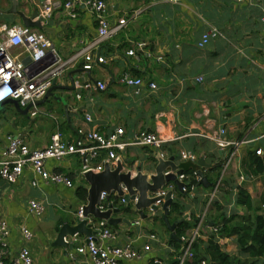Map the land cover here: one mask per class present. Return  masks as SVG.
Segmentation results:
<instances>
[{"label":"crops","instance_id":"1","mask_svg":"<svg viewBox=\"0 0 264 264\" xmlns=\"http://www.w3.org/2000/svg\"><path fill=\"white\" fill-rule=\"evenodd\" d=\"M45 2L1 0L0 44L5 27L22 26L19 13L28 18L38 12L35 20H39L40 25L31 29L51 41L60 59L76 58L55 81L51 96L37 105L35 116L30 115V109L24 111L25 108L13 105L0 110V159L8 136L20 137L29 148H42L56 128L66 142L75 141L79 131L84 133L91 129L104 135L113 133L116 128L122 129L125 142H134L143 131L153 132L164 140L161 151L165 160L173 157L179 171L190 168L202 171L209 183L208 186L199 184L186 197L174 186L172 195L180 197L185 206L186 222L190 214L196 218L206 209L208 187L217 172L220 184L206 209L207 226H213L221 213L244 220L257 215L264 218V22L261 21L264 0H105L110 24L115 26L118 20L125 19L126 25L91 51V60L100 56L105 61L103 64L93 62L88 73L81 68L84 56L80 52L96 37L94 16L78 6L73 14L60 7L49 17L41 18L39 11ZM210 30H216L218 36L199 48L202 36ZM139 42L145 47L132 56L127 55ZM7 52L26 58L22 46L9 48ZM71 72L74 81L85 78L101 82L105 89L80 91L81 99H76V88L63 89L71 87ZM122 74L142 80L144 88L139 96L119 84ZM199 76L202 81L197 82ZM148 83H154L156 89L150 90ZM46 102L50 103L48 108L43 105ZM85 114L91 115L90 123L85 121ZM40 115L46 120L37 119ZM220 128L224 129L223 139L243 142L225 168L222 167L224 155H219L220 149L209 139ZM257 149L262 150L259 156L255 155ZM226 151L224 149L223 154ZM184 152L191 153L194 159H182ZM200 159H209L212 163L201 168ZM119 160L125 172L131 168L134 176L138 166L143 174L154 173L161 159L151 148L132 145L119 153ZM45 168L68 177L72 175V188L45 183L29 166L15 184L0 180V219L6 221L10 230L7 262L18 248L26 246L33 264H93L85 256L77 255L74 260L68 256L85 241L84 235H78L72 249L54 245L56 229L64 224L63 220L73 226L76 211L83 205L75 194L76 185L85 184L88 188L80 174L81 161L75 155L60 161L47 160ZM165 172L171 173L170 169ZM34 180L36 187L31 186ZM238 190L249 195L250 210L235 206ZM31 199L44 203L41 218L28 213L27 202ZM124 207L122 212L112 215L113 219L122 221L109 225L118 235L114 245L131 242L141 251L147 244L144 236L150 233L156 235L160 244L151 242L150 251L141 259L123 264H167L175 260L176 255L168 244L170 231L159 223V218L162 220L160 205L156 212L143 210V217L132 203ZM136 220L139 226L134 225ZM20 227L27 228L33 235L28 244H23ZM192 229L186 230L184 236H189ZM211 236L206 226L201 228L197 241L202 248ZM217 242L220 250L247 259L248 255L240 252L235 236L222 237ZM263 261L259 259L256 264Z\"/></svg>","mask_w":264,"mask_h":264},{"label":"built area","instance_id":"2","mask_svg":"<svg viewBox=\"0 0 264 264\" xmlns=\"http://www.w3.org/2000/svg\"><path fill=\"white\" fill-rule=\"evenodd\" d=\"M80 6L86 11L90 12L96 20V37L87 43L81 50L83 57L82 70L90 72L93 62L96 64H103L104 58L96 56L95 60H91L89 54L93 49H96L103 41L114 36L119 29L126 25L125 19L118 20L115 26H112L107 19V6L105 0H46L39 11L41 18L49 17L50 14L62 7L67 13H75V9ZM264 22V16L261 18ZM4 39L0 44V104L7 100L16 101L21 108L30 109V115L35 116L37 112V102L40 101L48 89L55 83V81L63 75L74 63L76 56L67 60H62L55 52L52 43L49 39L34 31L31 28L24 26H12L4 28ZM218 32L210 30L204 34L198 47L202 48L208 43V40L216 38ZM22 46L23 53L26 54L25 59H20V55H10L7 50L12 47ZM145 47L143 42H139L135 46V50H129L127 55L132 56L136 50H141ZM161 59V58H159ZM84 60H87L85 62ZM196 81H202V77L196 78ZM119 84L124 85L131 90L134 96H139L144 88V84L140 78L130 77L128 74H122L118 79ZM74 88L78 93L76 99H81L80 91H102L105 89V84L101 82H90L87 79L74 81ZM150 90H155L154 83H148ZM28 109V110H29ZM84 119L90 123L92 121L90 114H85ZM78 138L73 142H66L62 139V133L56 128L55 132L50 136L48 144L42 148H29L27 144L18 136H8L7 145L1 154L0 159V180L15 184L24 171L26 166H29L33 174L48 184L61 185L66 188H72V181L70 178L61 172H49L45 168L47 160L60 161L69 156H77L81 161L80 174L83 176L85 172L91 171L99 173L103 171L104 165L108 164L110 168H115L119 160V153L125 152L127 147L132 145L144 146L154 150L161 160H165L166 156L161 151L164 140L161 136L148 131L139 133L134 142H125L123 140L124 131L116 128L115 131L109 135L91 129L87 132L79 131ZM224 129L220 128L213 132L209 139L222 152L224 162L223 168L230 164L235 156L238 148L243 142H229L222 138ZM262 150L257 149L255 155H261ZM182 159H194L191 153H182ZM222 168V169H223ZM170 172H164V175ZM195 181L199 182L200 177L198 171L193 173ZM186 175L182 172L176 175L175 180L181 185L179 191L182 194L191 195L196 187L192 184L188 188L185 184ZM219 180L216 182L213 189L209 192L206 202V209L211 205L214 197L218 193ZM36 181L31 182L32 187H36ZM173 182H168L158 190L154 196L161 197L167 193L170 198H173L172 191ZM178 189V188H177ZM114 193L106 200V194L102 192L97 206L99 212H105L107 209H118L126 206L129 203L133 205L137 197L129 203L124 199H114ZM162 201H157L155 206L159 208L162 206ZM28 213L35 217L41 218L45 211L44 203L35 199L27 202ZM125 208V207H124ZM206 209L196 218L198 222L193 227L189 236H181L179 241L181 243L180 254L176 257V264H185L191 254V247L194 242L200 237V230L206 226L211 234L216 235L220 226H207ZM153 212L152 210L148 209ZM82 206L76 211L77 219H82ZM87 224L92 229V234L85 237V241L76 246L74 252H69L68 256L74 260L77 255L87 257L93 264H123L126 261L139 260L143 255L150 251L151 242L159 243L158 238L154 234L145 235L147 241L143 245L141 251L138 250L131 242H126L122 245H114L118 235L108 225L107 221L88 219ZM134 225L139 226L140 222L136 220ZM143 233V231H141ZM140 233V234H141ZM19 234L23 244H28L32 240V233L25 227L19 228ZM144 234V233H143ZM10 230L6 221L0 219V264H33L32 256L26 246L18 248L14 257L7 262L9 255V238ZM78 235L72 237H64L63 242L67 245L77 242ZM141 237H143L141 235ZM205 264V262H201Z\"/></svg>","mask_w":264,"mask_h":264},{"label":"water","instance_id":"3","mask_svg":"<svg viewBox=\"0 0 264 264\" xmlns=\"http://www.w3.org/2000/svg\"><path fill=\"white\" fill-rule=\"evenodd\" d=\"M1 2V0H0ZM12 11L14 12V7L12 6ZM21 19V24L24 27L33 28L40 25L38 19V12L33 13L30 17L26 18L22 14H18ZM35 20V21H34ZM79 71V70H76ZM69 78L71 82V87H63V89H73L74 88V78L72 72L69 73ZM54 84L48 89L45 96L37 102V105L42 101L46 100L52 94V89ZM61 100V99H60ZM62 101V100H61ZM15 103L13 100H7L4 103ZM64 103V102H63ZM29 107L25 108L24 111L28 110ZM66 113V112H65ZM69 121V120H68ZM219 155H223L220 150ZM212 160L200 159L198 165L202 167L210 166ZM170 169L171 173L164 175V172ZM132 169L124 170L121 162L118 161L116 167L111 169L108 164L104 165L103 171L99 173H94L91 171L85 172L83 174L84 181L88 185L85 203L82 205V219H76L74 225L71 226L63 220V225L56 229L57 236L54 245L62 246L66 250L72 249V244L67 245L63 242L64 237H72L74 235H84L88 237L92 234V229L87 224L88 219H93L95 221L102 220L107 221L108 225L114 226L121 222V219H113L112 215L118 212H122L124 207L118 209L109 208L105 212L98 211V204L100 194L104 192L106 194V200H109L112 193H114V199H124L126 203H129L137 197L134 204V208L143 217V210H152L156 212L158 208L155 206L157 201H162L161 211H162V221L167 226L170 231V240H178L175 236L174 229L177 225L181 224L186 220V216L175 221L174 223H169L168 207L171 204L176 203L175 200L170 198V194L167 193L165 196L155 197L154 194L160 190L165 183L173 182L177 188H180V184L175 180L176 175L180 174L181 171L177 169L174 164V158L170 157L168 160H158L156 166L154 167V173H142L141 167L138 166L134 171V176H132ZM198 176L201 178L199 181L200 185L208 186L209 183L203 176L202 171H198ZM177 260L167 261V264H174Z\"/></svg>","mask_w":264,"mask_h":264},{"label":"trees","instance_id":"4","mask_svg":"<svg viewBox=\"0 0 264 264\" xmlns=\"http://www.w3.org/2000/svg\"><path fill=\"white\" fill-rule=\"evenodd\" d=\"M12 105L15 108L21 109L17 102L16 104L7 102L0 104V110L9 109L13 107ZM181 172L186 175V186L189 188L190 185L193 184L197 189L199 182L195 181V177L193 175L195 170L190 168L185 170V172L181 170ZM69 177L73 182V176L69 175ZM218 177L219 172H217V176L208 187L209 192L215 186ZM75 194L78 200L84 204L87 194L85 184L76 185ZM182 195L184 197L187 196V194ZM174 200L176 203L169 206L167 215L168 221L171 224L181 219L185 210V206L180 202V197L179 199L176 197ZM235 206L250 210L251 200L249 195L242 190H238V193L235 197ZM215 207L216 209L220 210L218 205L215 204ZM125 210L128 211V208ZM218 217V221L214 224L216 226H220L218 233L216 235L212 234L213 236L208 238V241L203 248L198 241L194 242L191 247V254L185 264H201V262H205V264H256L259 259H264V218L262 216L257 215L253 219L248 218L244 220L243 218H239V216L233 215L226 217L221 213ZM197 222L198 219L195 218L193 214H190L189 221H184L175 227L174 233L178 240H169L168 244L173 249L176 257L180 254L181 250L179 238L184 235L186 230L195 227ZM159 223L163 228L166 229V226L161 218H159ZM230 236L236 237L237 246L241 253L248 255L247 259H241L238 256L229 255L228 253L220 250L217 240L222 237ZM261 264H264V261Z\"/></svg>","mask_w":264,"mask_h":264},{"label":"rangeland","instance_id":"5","mask_svg":"<svg viewBox=\"0 0 264 264\" xmlns=\"http://www.w3.org/2000/svg\"><path fill=\"white\" fill-rule=\"evenodd\" d=\"M44 105V107H46V108H48L49 106H50V103L48 102H46L45 104H43ZM53 113H55V108H53ZM58 113V112H57ZM41 117H43V120H46V117H44V116H42V115H40L37 119H40ZM51 120H52V118H51ZM50 123V122H49Z\"/></svg>","mask_w":264,"mask_h":264}]
</instances>
